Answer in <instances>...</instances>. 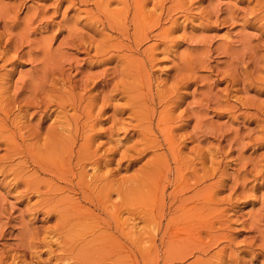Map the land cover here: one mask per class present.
I'll use <instances>...</instances> for the list:
<instances>
[{
    "label": "rangeland",
    "instance_id": "obj_1",
    "mask_svg": "<svg viewBox=\"0 0 264 264\" xmlns=\"http://www.w3.org/2000/svg\"><path fill=\"white\" fill-rule=\"evenodd\" d=\"M0 264H264V0H0Z\"/></svg>",
    "mask_w": 264,
    "mask_h": 264
}]
</instances>
